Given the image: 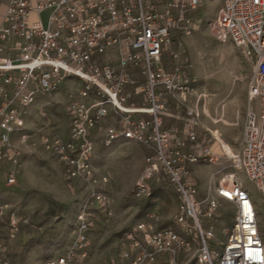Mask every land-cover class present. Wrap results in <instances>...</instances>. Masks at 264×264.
I'll list each match as a JSON object with an SVG mask.
<instances>
[{
    "label": "built area",
    "instance_id": "1",
    "mask_svg": "<svg viewBox=\"0 0 264 264\" xmlns=\"http://www.w3.org/2000/svg\"><path fill=\"white\" fill-rule=\"evenodd\" d=\"M221 3L216 35L231 40L253 64L250 97L258 99L259 110L247 113L241 149L224 148L235 171L221 178L215 195L200 198L194 165L219 162L223 155L200 138L197 107L184 101L174 107L169 99L185 100L197 91L192 63L180 61L171 44L176 31L190 28V13L201 0H9L0 25V160L14 157L13 137L25 135L27 108L40 95L58 91L69 79L83 83L69 105V137L47 135L45 145L70 179L87 183L88 192L74 238L45 264H92L89 233L100 214L113 215V207L109 177L98 179L94 172L91 131L111 116L115 123L105 131V145L127 139L152 150L134 197L152 199L160 187H170L179 205L173 224H163L158 213L137 222L108 264H264L256 200L239 177L245 174L264 199V0ZM45 9H51L47 25ZM169 119L183 124L171 126ZM8 181L16 182L13 173ZM221 200L234 203L235 216L219 252L213 240ZM20 220L11 214L12 227ZM4 257L0 238V264Z\"/></svg>",
    "mask_w": 264,
    "mask_h": 264
},
{
    "label": "rangeland",
    "instance_id": "2",
    "mask_svg": "<svg viewBox=\"0 0 264 264\" xmlns=\"http://www.w3.org/2000/svg\"><path fill=\"white\" fill-rule=\"evenodd\" d=\"M221 5V0H201L200 6L190 13V28L185 25L176 31L171 44L172 50L180 52V61L192 63L197 91L189 93L185 100L170 98V104L175 107L184 101L197 107L201 114L200 138L208 142L213 152L223 155L219 162L206 160L194 165L200 198L215 195L221 178L235 171L232 160L224 155L225 149L234 153L241 149L247 113L259 110L258 99L250 97L253 64L231 40L224 41L216 35L214 21ZM50 13L51 9L41 12L45 25ZM82 85L79 80L69 79L58 91L40 95L27 108L25 135L18 133L13 137L14 157L0 160V207H4L0 215V238L5 247L2 264H45L48 259L63 254L75 236L77 214L88 192L87 183L68 177L64 163L47 149L45 137L52 134L69 137L68 109ZM181 115H185V107ZM182 119H169L168 124L182 126ZM114 123L108 117L91 131L95 144L94 172L98 179L109 177L107 189L113 207V215L108 219L100 214L89 233L92 264H108L121 247L113 236L120 239L137 222L147 219L149 213L160 214L163 224H173L179 205L177 191L170 187H160L152 199L134 197L145 158L152 150L127 139L105 145V131ZM11 173L16 177L15 183L8 181ZM239 177L256 200L264 235V199L245 174ZM13 212L21 217L17 227L10 223ZM217 212L218 235L213 242L222 252L226 229L234 222L235 205L221 200Z\"/></svg>",
    "mask_w": 264,
    "mask_h": 264
},
{
    "label": "crops",
    "instance_id": "3",
    "mask_svg": "<svg viewBox=\"0 0 264 264\" xmlns=\"http://www.w3.org/2000/svg\"><path fill=\"white\" fill-rule=\"evenodd\" d=\"M8 2H9V0H0V25H1L2 21H3V19H4V16H5V13H6V10H7V6H8ZM110 119H111V121L115 120V118L112 117V116L110 117ZM113 237H114L115 240L117 239V241L115 243L118 244L119 237H117V235L116 236L114 235Z\"/></svg>",
    "mask_w": 264,
    "mask_h": 264
}]
</instances>
